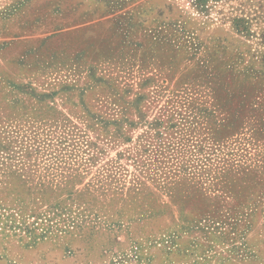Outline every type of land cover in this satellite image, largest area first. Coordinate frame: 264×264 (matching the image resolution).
Returning a JSON list of instances; mask_svg holds the SVG:
<instances>
[{
  "label": "rangeland",
  "instance_id": "rangeland-1",
  "mask_svg": "<svg viewBox=\"0 0 264 264\" xmlns=\"http://www.w3.org/2000/svg\"><path fill=\"white\" fill-rule=\"evenodd\" d=\"M90 69L117 75L130 98L142 91L146 120L183 122L174 143L196 187L158 189L131 219L104 213L66 238L29 242L10 228L19 220L0 219V264H264V0H0V99L27 98L18 87L29 85L53 92L42 105L55 115L79 105L75 81ZM147 129L130 144L98 141L79 188L108 168L99 201L131 193L127 156Z\"/></svg>",
  "mask_w": 264,
  "mask_h": 264
},
{
  "label": "trees",
  "instance_id": "trees-1",
  "mask_svg": "<svg viewBox=\"0 0 264 264\" xmlns=\"http://www.w3.org/2000/svg\"><path fill=\"white\" fill-rule=\"evenodd\" d=\"M120 81L111 73L95 76L91 69L79 74L75 81L81 89L79 105L53 108L55 115L49 112L51 106L45 109L42 105L44 96L53 92H37L29 85L18 87L28 94L27 98L13 93L6 102V94L0 99V219L19 220L10 228L25 232L31 238L29 242H35L37 237L66 238L77 230L86 234L104 213L131 219L136 208L146 211L160 196L156 191L170 193L172 198L175 191L186 185L196 187L200 172L189 171L192 160L181 161L174 143L176 129L183 122L178 123L173 117L167 122L160 118L146 120L145 94L138 91L130 98L129 89H118ZM113 86L117 88L105 89ZM28 106L30 112L24 110ZM138 127L148 129L136 136L138 146L133 147L134 155L127 156L139 171L130 180L133 184L128 189L132 192L126 193L125 198L113 196L100 202L98 197L110 178L108 168L100 169L95 182L79 188L103 153L98 141L111 147L130 144L133 130ZM130 151L131 146L124 150ZM145 181H150L155 190ZM72 206H76L77 212ZM26 217L33 218L32 222H26ZM116 224L111 219L109 226Z\"/></svg>",
  "mask_w": 264,
  "mask_h": 264
}]
</instances>
